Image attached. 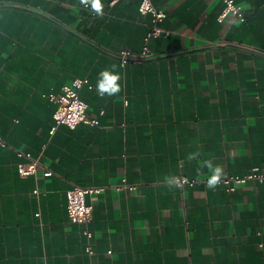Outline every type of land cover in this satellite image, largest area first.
<instances>
[{"label":"crops","instance_id":"0c3cea01","mask_svg":"<svg viewBox=\"0 0 264 264\" xmlns=\"http://www.w3.org/2000/svg\"><path fill=\"white\" fill-rule=\"evenodd\" d=\"M140 1L92 16L80 0H0V264H264V183L208 188L205 165L264 172V0H234L244 19L222 21L223 0H150L169 34L147 41ZM104 70L120 76L113 96L98 94ZM75 77L99 124L51 133L45 94ZM17 150L36 174L19 175ZM72 185L102 188L90 238L67 215Z\"/></svg>","mask_w":264,"mask_h":264},{"label":"built area","instance_id":"2783aa9c","mask_svg":"<svg viewBox=\"0 0 264 264\" xmlns=\"http://www.w3.org/2000/svg\"><path fill=\"white\" fill-rule=\"evenodd\" d=\"M84 6V5H83ZM84 8L90 15H96L90 6ZM138 10L142 14L150 13L152 16V23L150 30L145 37L147 41L150 37H156L159 35H168L169 32L161 29L157 22L162 20L165 16L163 11L157 10L150 0H141L138 5ZM232 14L238 17L240 20L244 19L242 7L236 4L234 0H223V8L218 16V20L222 21L223 18ZM150 53L148 49L144 47V50L140 54H130L127 51H122L119 54V60L121 65H125L128 62H141L143 58L148 57ZM88 83L86 77H75L70 83L61 87L59 93L45 94L51 101L55 103V109L53 113L54 126L50 132L53 133L57 125L63 124L69 128H74L79 123H87L90 125H98L99 121L96 118H90L87 116V103L80 97L79 91L83 85ZM0 144L5 143L0 139ZM17 156L20 160L17 162V171L21 176H29L36 174L37 167L40 165L37 158H34L29 152L17 150ZM52 172L45 170L44 175L48 176ZM123 184L117 186V188L128 187L134 188L133 185H128L125 179L122 180ZM248 181H255L264 183V172L258 167H251L248 172L243 175H229L220 177L219 183L224 186L227 191H233L237 186L242 185ZM175 184L183 187L185 185L194 184L195 180L189 179L186 176H178L174 180ZM208 182V180H206ZM102 190L100 187H84L79 185H72L65 192L66 197V212L71 222L84 225L83 234L90 238L91 232L86 227L92 220L93 205L87 200V196L93 193H99ZM32 193L38 195L41 193L38 188H34ZM262 246V243L259 244ZM86 252L92 253L90 244L86 246ZM110 253V251H108Z\"/></svg>","mask_w":264,"mask_h":264},{"label":"clouds","instance_id":"9594fccd","mask_svg":"<svg viewBox=\"0 0 264 264\" xmlns=\"http://www.w3.org/2000/svg\"><path fill=\"white\" fill-rule=\"evenodd\" d=\"M81 4L85 7L90 6L91 9L98 15H102V3L101 0H80ZM120 79V76L115 73L114 70H104L100 73V79L97 83L98 94L103 97L104 94L108 96H113L120 92L121 88L117 81ZM205 165L212 170V175L208 179L207 187L214 188L220 180L222 170L219 166L213 168L211 161H205ZM179 186V185H177Z\"/></svg>","mask_w":264,"mask_h":264}]
</instances>
